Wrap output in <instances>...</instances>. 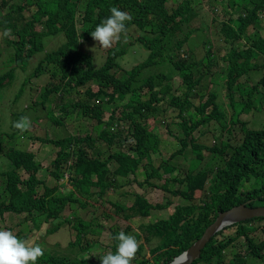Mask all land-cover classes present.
I'll return each mask as SVG.
<instances>
[{
    "label": "trees",
    "instance_id": "1",
    "mask_svg": "<svg viewBox=\"0 0 264 264\" xmlns=\"http://www.w3.org/2000/svg\"><path fill=\"white\" fill-rule=\"evenodd\" d=\"M14 1L20 4L15 6ZM202 1L0 0V33L11 29L10 37H0V42L4 43L3 50L10 52L8 62H21L19 67L22 69L27 65L26 57L29 56H24L23 44H28L33 52L45 51L32 73V76L39 72L48 75L40 98L31 97L32 104L37 107L32 108L35 119L60 125L64 116L78 112L103 125L95 137L88 134L84 137L58 135L61 131L56 127L53 138L47 137L45 132L35 137L41 143H51V149H56L52 160L54 168L50 171L54 179L64 178L65 175L68 177L67 182H55L53 185H48L38 176L41 164L35 153L5 148L3 134H0V155L8 157L12 163L8 169L0 172L3 181L0 188V218L6 212H12L17 215L24 213L28 219H33L37 213L45 215L43 225L49 220L60 219L53 226L58 228L67 222L71 239L67 245L69 248L60 253L57 250L54 252L44 239H37L35 243L42 244L45 253L37 264H101L102 256L108 252L115 253L118 241L114 237L118 231L131 234L132 223L122 230L113 229V240L111 238L109 244L101 245L90 238L94 232L89 230L91 226L99 228L100 214L96 213L87 220L77 215L67 218L62 212L66 204L73 201L82 207L86 203L94 206L100 203L102 208L111 190L121 188L129 195L125 184L145 159L150 160L152 171L144 169V182L153 185L149 181L152 177L162 180L160 186L170 196L163 202L153 204L143 194L134 193L133 201L125 206L113 202L114 213L125 219L137 214L149 216L152 209L169 208L170 214L167 218L138 226L139 231L135 232L140 249L132 264H168L199 239L220 212L241 203L247 206L264 205V111L261 128H250L239 119V115L249 108L264 110V37L259 33L264 19L257 21V15L264 9V0H244V6L235 3L234 7L240 6L238 15L235 18H222L221 30L226 42H231L229 55H221L212 48V42L208 40L212 35L211 23L217 22L220 15L211 17L207 13L208 7L218 13L223 12V9H216L213 2L229 4V0ZM8 3L11 6L3 11ZM111 7L127 11L133 17L127 24L128 31L136 39V42L129 44L133 60L139 53L138 45L147 51L145 59L128 70L124 69L119 76L113 70H117L119 59L128 53L125 42H121V39L112 49L105 50L90 34L111 15ZM28 8L31 9L30 17L25 14ZM197 32L202 33L201 45L191 43L193 34ZM57 34L63 37V43L56 49L46 51L43 46L45 39ZM81 39L96 45L105 54L100 57V63L95 61L97 58L91 51L74 47ZM216 53L225 63L219 71L214 66L218 61ZM253 59L257 60L252 62ZM157 64H164L171 75L163 71L148 73ZM251 71H261L262 75L253 84L243 82L241 79ZM172 75H178L181 79L180 94L172 92L169 83ZM216 77L222 78L218 84L223 98L229 99L228 103L222 100L223 105L232 109L228 120L215 90L217 84L200 87L201 78L214 82L213 78ZM14 78L13 67L0 73V90ZM155 85L159 88L155 89ZM23 91L24 88H21L15 93L14 101ZM56 95H59L61 103L57 105L58 114L46 107L49 98ZM204 97L203 101L195 104V99L202 100ZM117 98L125 100L120 116L114 118L112 111L110 117L104 120L103 103H111ZM164 103L174 112L167 115V121L177 117L182 136L178 138L179 149L168 159H162L159 165L153 166L152 154L162 151L159 148L161 139L154 133V111L160 110ZM38 106L48 109L45 117ZM192 108L195 114L188 113ZM22 116L23 110L18 114V120ZM211 120L220 123L229 135L232 134L231 128L241 123L242 137L238 141L232 140L233 143L229 139H222L219 146L200 145L190 140L192 130ZM223 120L228 123H223ZM166 126L169 127L168 123ZM186 141L190 142L195 159L200 160L201 151L206 148L216 157L215 165L199 171L190 169L181 178L164 175L167 170L170 171L167 166L172 164L170 158L188 146ZM111 164L114 166L111 167ZM21 170L27 173V178H22ZM134 182L143 184L142 181ZM175 198L183 203H176ZM262 220L264 217H255L227 225L223 229H236L233 234L223 238L220 229L206 243L200 256L189 264H248L249 258L264 264V237L257 239L254 236L256 231L264 232V223L249 225ZM95 245L101 251L92 254Z\"/></svg>",
    "mask_w": 264,
    "mask_h": 264
},
{
    "label": "rangeland",
    "instance_id": "2",
    "mask_svg": "<svg viewBox=\"0 0 264 264\" xmlns=\"http://www.w3.org/2000/svg\"><path fill=\"white\" fill-rule=\"evenodd\" d=\"M18 2V1H17ZM15 3V6L18 3ZM203 3L205 0L202 1ZM235 3L241 4V6H244L246 3L244 0H229V4H225L224 1H214L213 5L216 9H223L224 11L221 13H218L217 10L213 11L211 7H208V14L213 16L220 15L219 20L217 22L211 23V29H212V35H210L209 39L212 42V48H215L221 55L223 54H230V48H231V42L230 40H225L224 32L221 30L222 26V18L225 16H231L236 17L238 15V12L240 11V6L234 7ZM11 6V3H8L5 7H3V11H6L8 7ZM82 7V6H81ZM1 13V12H0ZM26 17H30L31 9L28 8L25 10ZM78 18V17H77ZM264 19V9L261 13L257 15V21H261ZM227 20V19H225ZM37 27V26H36ZM262 29L260 30V35L264 37V22L261 26ZM38 29V28H37ZM193 38L191 40V43H198L201 45L202 43V33L197 32L196 34H193ZM125 42V47L128 50V53L123 55V58L119 59L118 65L116 67V71L113 70V73H115L117 76L121 75L125 70L132 67L134 64H137L141 62L145 57L147 56V51L142 49L141 46L139 47V53L135 56V60H133L132 56L130 55L131 48L129 44L131 42H136L135 36L133 34H130L129 31H127L126 35H123L121 38ZM242 42V41H241ZM63 43V37L60 34L47 37L44 41V48L46 51L56 49L59 45ZM3 42H0V73L4 72V70L8 69L9 67H13L15 69V78L14 80L2 88L0 90V134H3L2 140L5 144V148L10 147L15 149H26L33 153H35L40 160L41 168L38 172V176H40L41 179H43L48 185H53L55 182L62 183L64 181V178H58L54 179V177L50 174V171L53 170V163L52 160L56 155V149H51V143H41L35 139L36 136L42 135L45 132V135L47 137L53 138L54 134L56 133L55 127L58 128L61 133L58 135L63 134H73V135H80L81 137H84L86 134L91 135L95 137L98 134V131L100 130L103 125H100L97 123L95 119H90L85 117L83 114L81 115L78 112H74L70 116H64L63 117V123L58 125L55 123L48 122L46 124L45 119L43 121H39V119H35V116L33 115V109H37V107H34V104L31 102V97L34 96L37 99L40 98V92L44 87V84L48 81V75L45 72H39L37 75L32 76L33 71L35 70L36 64L39 61V59L45 54V51L42 52H33L30 50L28 44H23V52L24 56L27 54L29 57H26L27 65L24 66V68H20L19 65H21V62H14L9 63L8 58L10 57V52L4 51L2 47H4ZM78 50L90 52L93 54L94 57L97 59L95 60L97 63H100V57H103L105 55L96 45L94 44H88L86 41H83L81 43H76L75 46ZM202 47V46H201ZM141 48V49H140ZM241 48V47H240ZM216 57L218 61L214 64L215 68L219 71L221 66L224 65V62L220 61V57L218 53H216ZM257 59H253L252 62H255ZM23 64V63H22ZM155 71H163L166 72L168 75L170 72V69L167 68L164 64H157L151 67V70L148 73H153ZM262 75L261 71L254 72L251 71L249 74H246L241 80L243 82H250V84L255 83ZM29 79V80H28ZM214 82H212L210 79L207 81L205 78H201L199 81L200 87H205L207 85H210L213 83V85L217 84L215 87V90L219 94V101L221 106L224 108L226 113V120L231 116L232 109L228 105H223L222 100L225 103L229 102V99L227 97L222 96V91L220 89V86L218 82H221V77L213 78ZM164 81L163 83H165ZM169 83L172 85V92L176 94H180L181 90V79L178 75H172L171 80ZM210 87V86H209ZM21 88H24V91L21 95H19V98L17 101H14V95L18 92ZM159 88L155 85V89ZM111 91V89H109ZM145 91L148 93V90L145 89ZM205 92V91H204ZM261 93V92H260ZM259 96V94L257 95ZM49 102L46 103V107L49 109H52V111L55 114L59 113V107L57 105H60V99L59 95L53 96L49 98ZM205 97L201 99H195V104L200 103L203 101ZM125 104V100L122 99H115L111 103L104 102L103 103V109H104V120H107L112 111H114V118H117L120 116V112L123 109V105ZM194 104V107L196 106ZM26 107H28L26 109ZM41 110V115L46 116V113L48 112V109H45L41 106H38ZM260 107V106H259ZM162 109V110H161ZM23 110L24 116H27L30 118L32 122L31 130L28 132L21 133L16 129H13L12 126L15 121L18 120V114L20 111ZM194 108H192L188 113L195 114ZM262 111V112H261ZM263 109H253L249 108L247 111L239 115V119L247 124L250 128H261L262 121H263ZM168 114H174L173 109L169 108L167 104L161 105L160 110L154 111V120L153 124L156 126L154 133L161 139V142L159 144V148L162 150L160 152H155L152 154L151 161L153 166H157L160 164L162 159H168L170 157V154L175 152L177 149H179L180 144L178 142V138L182 136V128L181 126L177 125L178 119H174L172 121H167V115ZM173 117V116H172ZM15 119V121H14ZM14 121V122H13ZM223 123H228L226 121H222ZM168 123L169 127L166 126ZM43 125V126H41ZM14 134L10 136L11 133ZM190 132V131H189ZM232 134L229 135L224 128L221 127V124L218 123L216 120H211L210 122L200 124L197 126L194 130L190 132V136L192 137L190 140L195 141L196 143L200 145H206L211 146L212 144H215L219 146L220 141L222 139H229L231 142L238 141L242 137V129H241V123H236L231 128ZM185 137V134H183ZM185 141V140H184ZM187 142V147L182 150L181 153L176 154L174 158H170L172 164H168V168H170V171H166L164 175L171 174L174 176H177L179 178L184 177V175L187 173L188 170H196L203 169V168H209L215 165L216 157L212 155V153L207 150L206 148H203L202 158L200 160L195 159V153L192 151L190 142ZM233 143V142H232ZM14 144H16L14 146ZM107 155V154H105ZM151 162L148 159H145L143 162V165L136 170L135 175H130L129 177L141 182L142 185H138L134 180L130 179L129 182H127L126 187L129 190V195H126V192L123 191V189L119 188L116 190H111L109 193V196L107 198V202L105 206L101 208L100 203L99 205L94 206L91 203H86L84 207H82L78 202L73 201L68 204H66L62 215L66 216L67 218L75 217L76 215L83 218V219H90V217L94 216L96 213L101 215V218L98 219L99 228H94L95 226L89 227V230H92L94 233L90 235V238L94 241H97V243L101 245H106L111 242V238L113 240V237L111 235L113 229L122 230L128 225L129 223H132V227L130 233L133 235H137L135 232L136 229H138V226L141 224L148 223L150 221H156L159 219L167 218L170 214L168 208L164 209H152L151 214L149 216H140L137 214L136 217L125 219L120 218L114 213V208L112 206V203L117 201L120 205L125 206L127 203H131L134 199V193H141L145 195V198L149 203H159L163 202V200L168 199L170 196L168 192H165L163 188L160 186L162 183V180L157 179L156 177L150 178V182L153 185H150L148 183H145V172L144 169H147L148 171H152V168L150 166ZM114 165L111 164V167ZM10 166L8 165V160L4 156H0V172H2L5 169H8ZM22 172V178H27L28 175L23 170ZM66 176V175H65ZM64 176V177H65ZM173 176V177H174ZM2 178L0 177V188L2 187ZM171 187V185H168ZM96 198V197H94ZM98 199V198H96ZM176 203H183L182 200L179 198H175ZM45 215L37 213L35 214V217L33 219H28L26 217V214L17 215L12 212H6L3 217L0 218V229L3 230H9L12 231L18 238L28 240L29 242H36L37 239L39 240H45L49 245L48 247L52 248L53 251H58V253L61 252V250H67L69 247H67L68 242L70 239V234L68 231V228L66 227L67 222L59 225L58 228H53L55 224L59 222L60 219H57L55 221L49 220L46 224L43 225ZM100 217V216H99ZM256 223H264V220L262 221H253L250 226H253ZM49 226L48 228H45L46 226ZM41 228V230H40ZM224 228V227H223ZM221 229L222 238L226 237L227 235H231L234 233L236 227H230ZM44 229V230H43ZM43 230V231H42ZM121 231H118V233ZM117 233V235H118ZM26 235V237H24ZM254 236L259 239L264 237V232L256 231L254 233ZM73 240V239H72ZM85 241H83V244ZM40 246L42 244H39ZM52 246H55L56 249H54ZM95 248L92 249V254H96L101 251V248L97 245L94 246ZM98 249V250H97ZM230 250V248L228 249ZM107 251H104V253ZM89 255H87L88 257ZM81 256L79 255L78 258ZM248 264H262L260 260H253L248 259Z\"/></svg>",
    "mask_w": 264,
    "mask_h": 264
},
{
    "label": "clouds",
    "instance_id": "3",
    "mask_svg": "<svg viewBox=\"0 0 264 264\" xmlns=\"http://www.w3.org/2000/svg\"><path fill=\"white\" fill-rule=\"evenodd\" d=\"M110 13L111 15L101 21L95 30L90 33L92 39L105 50L112 49L115 44L120 42L122 36L126 35L128 31L127 24L133 19L129 12L122 11L117 7H111ZM10 36L11 29H5L0 33V37L3 38ZM81 42H83L82 39L78 43ZM12 126L19 132L24 133L31 130L32 122L29 117L22 116ZM4 157L8 160V165L10 166L12 164L11 161H9L8 157ZM64 181H68L67 176L64 177ZM143 196L145 198V195ZM136 231L138 233L139 230L136 229ZM114 239L118 241L115 253L108 252L102 256L100 258L101 264H132L140 249V242L136 236L121 231ZM44 254V249L39 244L20 239L12 231L0 229V264H37V261ZM177 260L182 261L183 264H189L190 257L187 254H182Z\"/></svg>",
    "mask_w": 264,
    "mask_h": 264
},
{
    "label": "water",
    "instance_id": "4",
    "mask_svg": "<svg viewBox=\"0 0 264 264\" xmlns=\"http://www.w3.org/2000/svg\"><path fill=\"white\" fill-rule=\"evenodd\" d=\"M255 217H264V206H247L245 203H241L229 208L228 210L220 212L216 216L215 220L206 227L202 236L168 264H174V262L175 264H183L182 261L177 260V258L182 256V254H187L190 257L189 263H191L200 256L201 250L217 231L227 225Z\"/></svg>",
    "mask_w": 264,
    "mask_h": 264
}]
</instances>
